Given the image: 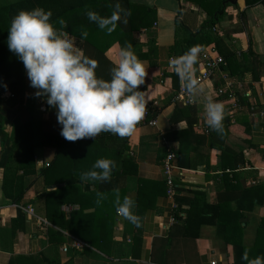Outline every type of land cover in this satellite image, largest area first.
Returning a JSON list of instances; mask_svg holds the SVG:
<instances>
[{"label": "crops", "instance_id": "obj_1", "mask_svg": "<svg viewBox=\"0 0 264 264\" xmlns=\"http://www.w3.org/2000/svg\"><path fill=\"white\" fill-rule=\"evenodd\" d=\"M16 1L0 0V6ZM129 1L153 9L147 15L143 7L137 6L134 16L136 25L142 22L143 16L150 25L133 34L141 53L149 54L139 58L148 73L138 89L146 92L147 114L130 136L120 138L102 132L96 138H84L91 142L80 150L81 173L91 170L100 158L112 159L117 164L111 181H89L81 185L89 197L84 202L85 212L97 209L99 214L97 218L84 220L80 224L81 232L90 231L104 249L88 245L81 251L64 252L62 248L68 243L70 233L63 231L64 240L50 233V228L57 226L44 217V199L39 196L52 189L50 186L65 184H46L41 171L55 161L56 142L64 138L60 134L62 125L57 121V109L47 104L46 97L35 96L37 90L30 86L26 73L23 85L15 78L0 80V129L10 137L15 127L26 123L30 126L29 137L16 135V143L20 144L13 148L9 168L3 165L6 151L0 139V264H212L213 261L248 264L240 253L236 261L233 244L220 236L216 224H202L199 234L194 236L193 231L186 232L184 223L174 215L178 210L186 217L193 209L195 217L205 212L206 216L215 218V209L222 201L230 202L228 211L239 209L244 214L242 243L249 250V259L264 257V118L253 117L249 107L250 101H255L258 108L264 107V87L259 84L264 79V3L223 0L215 28L202 31L210 15L195 0ZM120 5L126 9L123 3ZM119 24L128 29L129 16L126 25ZM185 29L204 36V43L200 45L203 51L195 66L196 79L204 63L203 52L215 48L218 54L233 53V59L227 60V70L254 89L253 99L243 98L245 107L236 112L235 121L225 111L219 133L207 125L203 108L206 97L224 105L216 93L223 83L219 73L200 82L205 93L195 98V104L183 105L175 98L183 85L178 76L179 80L175 81L177 74L170 61L180 56L181 43L188 35ZM68 34L74 37L75 45L84 55V42ZM177 42L179 47L173 50ZM121 49L116 42L105 52L114 66ZM42 105H46L45 110ZM198 124H203L208 133ZM11 145L13 142L6 143L7 147ZM169 148L176 152L177 164L183 169L177 180L176 209L163 186L162 160ZM31 152L33 166L25 171L20 167L29 161L27 153ZM62 173L59 171L56 175ZM5 175L22 184L10 181L6 187L9 191L24 190L21 202H14L6 195ZM143 180L149 181L144 194L154 204L149 207L142 204L140 212L136 205L135 214L143 213L141 231H138V226L117 213L113 189L120 190L121 200L129 196L136 202ZM100 190L107 194V199L97 205L96 193ZM72 205L75 204H62L61 210L68 215L79 209L76 204L78 208L69 211ZM29 206L34 209L33 213L28 211ZM103 210L111 213L113 220L102 216L99 211Z\"/></svg>", "mask_w": 264, "mask_h": 264}, {"label": "clouds", "instance_id": "obj_2", "mask_svg": "<svg viewBox=\"0 0 264 264\" xmlns=\"http://www.w3.org/2000/svg\"><path fill=\"white\" fill-rule=\"evenodd\" d=\"M113 7L110 17L97 12L86 13L90 22L111 34L118 23L127 24L130 10L119 3ZM52 12L37 7L21 10L11 21L7 45L9 51L22 61L30 86L37 91L36 97H46L47 104L57 109V121L62 125L61 136L70 142L84 138H96L102 132L120 138L130 136L146 113V92L139 86L145 83L147 70L138 59L131 44L119 52V59L110 70L111 80L98 78V62L83 55L64 29L63 18L57 28L52 22ZM82 39H87V30H81ZM203 51L199 45L192 46L183 55L170 61V66L180 78L189 96L196 98L205 93L204 87L195 78L196 65ZM207 125L218 133L222 131L225 108L222 103L205 98L203 105ZM117 168L114 160L100 158L92 169L80 174L82 182H109ZM116 211L124 219L139 226L135 214L136 202L129 196L121 200L120 190L113 189ZM96 204L107 199V194L96 193ZM245 249L242 259L248 264H264V257L249 259Z\"/></svg>", "mask_w": 264, "mask_h": 264}, {"label": "trees", "instance_id": "obj_3", "mask_svg": "<svg viewBox=\"0 0 264 264\" xmlns=\"http://www.w3.org/2000/svg\"><path fill=\"white\" fill-rule=\"evenodd\" d=\"M197 1L202 8L210 15L208 20L205 21L202 31L205 29H214L216 19L223 8V0H195ZM248 4H254L256 2H263L264 0H246ZM116 3L125 5L127 10H130L131 15L130 18V27L125 29L121 24H117L116 29L108 34L106 30H101L97 24L90 22L86 13L88 11H94L100 14L103 17H110L114 8L109 7V5H115ZM137 6H140L136 3L130 2L129 0H18L16 2L10 3L5 6H0V80H8L15 78L17 82H21L23 85L24 77L26 74L25 67L22 61L12 52L9 51L7 45V37L8 31L11 25V21L13 17H15L21 10L30 11L37 7L43 8L45 11H51L52 17L51 22L56 26L60 27L57 23L59 19L63 18L67 24V27L64 29L67 33L74 35L77 39L82 40L84 42V55L95 59L98 62V68L96 69V75L98 78H103L105 80H111L110 70L114 67V64L106 57V50L118 42L121 45V48L125 47L126 44H131L132 49L137 55L138 59L142 56H149V54H142L140 46L134 40V32L141 27L150 26L145 16L142 17V22L138 25L135 24V10ZM136 7V8H135ZM143 7L146 11L147 15L153 10L149 9L145 6ZM152 15V14H151ZM87 30L88 37L87 39H82L81 30ZM186 33H188L186 40L181 43L182 48L179 50V55H183L187 52L192 46L195 45H203L204 36H201V32L198 34L191 33L188 29H185ZM178 42L175 46L172 47L173 50L178 49ZM223 55V54H221ZM224 58L228 61L233 59V53L228 52L223 55ZM228 64V63H227ZM228 66V65H227ZM226 66V68H227ZM175 81L179 80L177 75H174ZM29 124L26 123L19 127H15V132L12 136H8V134L0 129V139L5 144L6 153V161L3 163L5 168H9L11 164L10 155L13 153V148L17 144L16 143V135L28 137L30 136ZM1 128V124H0ZM107 135L108 133H105ZM13 142V145L7 147L6 143ZM90 139H81L76 142H70L65 139L58 140L56 142L57 146V155L55 161L50 163L47 168L41 171V175L45 180L46 184H54L63 182L65 185L62 187L57 186L56 188H52L47 190L44 194L39 196V198L44 199V207L42 208V212L44 217L50 221L52 224L57 226V228H50V233L57 234L60 236L61 240L65 239V235L63 231H68L70 235L75 236L77 238H81L88 245L95 246L101 249H104L103 245L98 242L96 239H93L90 231L83 230L81 232L84 220L89 219L90 217L97 218L99 214L97 213V209L94 212H85L86 205L85 201L89 197L87 194H84L81 185L83 184L80 179V170L82 166V160L80 159V150L84 144L90 143ZM28 147V146H27ZM29 148V147H28ZM32 149V147H31ZM27 150V148H26ZM167 154V152H166ZM165 154V155H166ZM29 157V161L26 160V165H21L20 168L23 170H29L30 166H33V162H30L33 159V153H27ZM165 157V156H164ZM27 163L28 169L27 168ZM1 164V162H0ZM133 164V163H132ZM136 167V165H134ZM31 169V168H30ZM63 172L60 175H56L57 172ZM133 172H136L133 170ZM27 174V173H26ZM12 176L7 177L5 175V183H4V191L9 198H12L14 202H21L25 192L20 188L11 189L9 191L7 184L10 183ZM15 185H22L19 182H16V178L12 181ZM147 183L149 181H142V185L138 189L136 205L138 206V212H140V207L142 204H148L147 207L153 205V199L151 203L147 200V196L144 194V191L147 189ZM163 186L166 187L165 182ZM151 187V185H148ZM150 189V188H149ZM88 190H91L88 188ZM103 193V190H100ZM104 192H107L106 190ZM160 192V190H159ZM157 193H155V196ZM77 204L79 206L78 210L71 211L67 215L61 210L62 204ZM222 205H219L215 209L216 217H208L205 215V212L197 213V217L193 216V209L188 211L186 217H183L180 211L175 210V218L177 221H181L184 223L186 232H194V236L199 234L200 226L204 223L216 224L219 229V234L224 238L226 242L233 244L234 251L236 253V261L239 260V253L243 256L244 246L242 243L243 236V226L242 221L245 220L244 214L239 209L228 211L230 209L229 201H222ZM150 204V205H149ZM26 206V204H24ZM102 216L112 218L113 215L109 213L107 210L99 211ZM206 213H208L206 211ZM20 215H23V211H20ZM139 226L138 231H141V223L143 219V213L138 215ZM264 224V220H263Z\"/></svg>", "mask_w": 264, "mask_h": 264}, {"label": "built area", "instance_id": "obj_4", "mask_svg": "<svg viewBox=\"0 0 264 264\" xmlns=\"http://www.w3.org/2000/svg\"><path fill=\"white\" fill-rule=\"evenodd\" d=\"M215 48H212L211 52L204 51L203 59L204 63L200 69L197 80L199 82L212 78L216 73H219L223 83L216 89V93L223 99L224 108L227 114L230 116L231 121H235L236 112L245 107L243 98L247 97L253 99L254 89L248 86L247 82L240 81V79L234 77L226 68L227 62L223 55L216 53ZM261 87H264V79L259 82ZM11 96H14L13 94ZM176 101L183 105H193L196 103V99L189 96L185 88L182 86L175 96ZM250 112L253 117L260 116L264 118V107L258 108L255 101L249 102ZM43 110L46 109V105H42ZM147 112L145 113V115ZM200 129H203L208 133V129L203 124H198ZM164 181L166 185V195L173 199V208L178 207L175 197L178 194V177L182 175L183 169L177 164L176 152L169 148L167 154L162 160ZM78 208L76 205L69 207V211ZM28 211L33 213L34 209L29 206ZM120 215V214H119ZM69 241L64 244L62 250L68 252L70 249L81 251L88 247V244L79 238L68 234ZM130 241V239H129ZM212 264H216L215 261Z\"/></svg>", "mask_w": 264, "mask_h": 264}, {"label": "water", "instance_id": "obj_5", "mask_svg": "<svg viewBox=\"0 0 264 264\" xmlns=\"http://www.w3.org/2000/svg\"><path fill=\"white\" fill-rule=\"evenodd\" d=\"M230 2H232V3H236V0H230ZM53 187H55V185L50 186V188H53Z\"/></svg>", "mask_w": 264, "mask_h": 264}]
</instances>
